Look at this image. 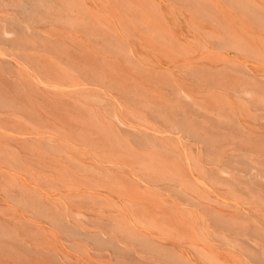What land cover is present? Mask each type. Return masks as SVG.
Returning <instances> with one entry per match:
<instances>
[{
	"label": "rangeland",
	"instance_id": "374dc122",
	"mask_svg": "<svg viewBox=\"0 0 264 264\" xmlns=\"http://www.w3.org/2000/svg\"><path fill=\"white\" fill-rule=\"evenodd\" d=\"M56 3L29 46L50 76L0 52V264H165L130 232L188 264H264V0Z\"/></svg>",
	"mask_w": 264,
	"mask_h": 264
},
{
	"label": "crops",
	"instance_id": "0c3cea01",
	"mask_svg": "<svg viewBox=\"0 0 264 264\" xmlns=\"http://www.w3.org/2000/svg\"><path fill=\"white\" fill-rule=\"evenodd\" d=\"M3 4H8V6L16 13L8 14L7 12L0 13V52L6 53V51L10 52L16 60L21 64L20 69L23 71H29L31 69L34 71L36 76L43 77V76H50L44 71H42L38 60L29 52V46H32L37 42L39 37L35 34L33 24L39 22L40 20H44L47 16H54L57 14L55 12L56 7L58 4L56 0H0ZM6 29L8 32L2 33V31ZM37 34V33H36ZM10 61L5 58H0V75H4L6 73H13L12 65H10ZM19 68V67H18ZM31 70L29 72H31ZM1 75V76H2ZM52 80L53 83H60V81L65 80L59 77L53 76ZM68 81L69 84L75 83L71 80ZM20 89H25V84L23 82L18 83ZM15 89H18L17 83L12 84ZM9 84L4 83L2 79H0V104L12 106L14 105L13 97L8 95L9 92ZM245 89L247 91H245ZM243 91L246 93L251 94L252 88L244 87ZM6 93V94H5ZM264 107V105H263ZM160 118H164L165 121L163 122L165 126L174 129L180 133H184L187 136H194L196 135L197 139H200L203 142H206L210 145H214L212 142L214 141V137L206 136L198 132L197 128L194 126V122L192 123V119L186 116L184 113L178 114H171L168 116V112H160ZM141 141V140H140ZM149 141L148 139L144 140ZM142 141V142H144ZM38 202L37 200H34ZM34 209H38L37 205L32 206ZM10 229L8 234H10ZM12 233V231H11ZM95 239L97 238L98 241L101 238L98 236H94ZM128 237L131 238H138L139 243L144 245V250H151L156 251L160 254L161 258L164 260L165 264H187V262L180 260V258L168 251L159 248L152 240L147 237L139 236L134 232H130ZM107 244L116 245V241L112 238L107 239ZM253 245L252 243H249ZM118 248V247H117ZM128 249H131L129 246ZM169 254V255H168ZM247 256L249 254L245 253ZM252 259V258H251ZM183 262V263H182Z\"/></svg>",
	"mask_w": 264,
	"mask_h": 264
},
{
	"label": "bare ground",
	"instance_id": "6f19581e",
	"mask_svg": "<svg viewBox=\"0 0 264 264\" xmlns=\"http://www.w3.org/2000/svg\"><path fill=\"white\" fill-rule=\"evenodd\" d=\"M6 32H8L6 29H4L3 31H2V33L4 34V33H6ZM239 59V58H238ZM240 60V59H239ZM63 79H65V80H71V81H74V79L72 78V77H63ZM42 82V81H41ZM63 88V87H62ZM245 91H247L246 89H245ZM5 170V169H4ZM198 181H199V179H198ZM183 263V262H182ZM188 264V263H187Z\"/></svg>",
	"mask_w": 264,
	"mask_h": 264
}]
</instances>
